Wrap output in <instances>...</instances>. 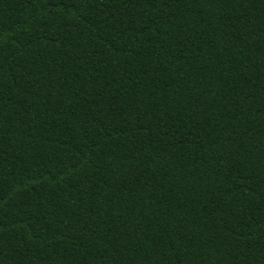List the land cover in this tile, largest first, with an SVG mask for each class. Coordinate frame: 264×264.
Listing matches in <instances>:
<instances>
[{
	"label": "trees",
	"instance_id": "obj_1",
	"mask_svg": "<svg viewBox=\"0 0 264 264\" xmlns=\"http://www.w3.org/2000/svg\"><path fill=\"white\" fill-rule=\"evenodd\" d=\"M0 264H264V0H0Z\"/></svg>",
	"mask_w": 264,
	"mask_h": 264
}]
</instances>
